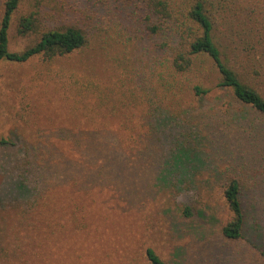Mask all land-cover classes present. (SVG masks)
<instances>
[{
    "label": "rangeland",
    "instance_id": "374dc122",
    "mask_svg": "<svg viewBox=\"0 0 264 264\" xmlns=\"http://www.w3.org/2000/svg\"><path fill=\"white\" fill-rule=\"evenodd\" d=\"M208 8L230 68L264 97V0ZM144 12L117 0H22L13 14L12 52L68 25L93 40L53 60L0 61V264H150V248L166 264H264V115L218 86L207 57L164 86L170 55L148 39ZM30 17L37 31L22 33ZM197 83L211 90L202 100L189 93ZM163 107L175 123L166 125L184 129L160 141ZM180 144L204 165L178 173L185 187L159 185ZM233 178L245 216L238 240L223 235Z\"/></svg>",
    "mask_w": 264,
    "mask_h": 264
},
{
    "label": "trees",
    "instance_id": "16d2710c",
    "mask_svg": "<svg viewBox=\"0 0 264 264\" xmlns=\"http://www.w3.org/2000/svg\"><path fill=\"white\" fill-rule=\"evenodd\" d=\"M21 1L7 0L6 2L5 14L0 29V61L8 59L13 62H26L38 55L53 60L76 51H84L92 45L93 38L84 27L68 25L57 29L41 30L38 42L23 53L10 51L8 32L12 16L19 8ZM117 2H121L123 7H134V4L135 6L137 4L143 5L145 12L142 24L148 39L151 43L153 41L156 43L165 58L167 54L170 55V59L166 63H169L171 71L168 77L164 78L162 76L166 82L164 86L171 89L178 84L180 85V81L176 78L188 75L199 59L207 57L212 60L219 72L220 83L218 86L229 90L235 99L264 115V97L257 89L244 83L237 72L230 68L226 54L215 39V25L208 8L209 0H117ZM32 18L22 20V33L37 31L34 25L35 20ZM31 19L33 21H30ZM210 91L204 85L197 83L189 90V93L193 99L202 100ZM192 109L193 107L190 105L186 112L189 113ZM170 114L172 113L164 107L157 108L154 113L156 121H158L153 126L152 135L155 137L158 135L160 141L159 134L161 136L165 135L166 129L172 128V131L176 130L179 133L183 128V124L166 125L168 119H171L170 123L174 121ZM158 117H162V120L160 121ZM177 139L180 138L174 140ZM181 142L184 143V140ZM178 146L180 147L179 150L172 152L174 156L177 154L179 158L177 160H166L162 176L157 180L159 185L168 186L169 188L176 185L185 187L188 181L187 179L180 180L182 176H179L178 173L183 174L187 170L194 171L204 165L203 153L194 151L186 145L180 144ZM184 153H189V156ZM181 158H185L182 160V164L177 163ZM179 165H182V167H179ZM241 193V183L237 178L231 179L224 188V196L230 206L233 218L223 228V235L232 240L242 238L244 230L245 216ZM184 214L187 217L193 215L188 207L185 208ZM147 258L150 264H166L151 248L147 250Z\"/></svg>",
    "mask_w": 264,
    "mask_h": 264
}]
</instances>
